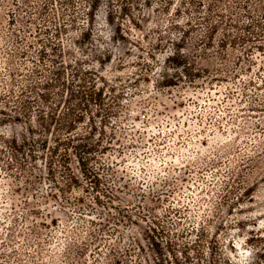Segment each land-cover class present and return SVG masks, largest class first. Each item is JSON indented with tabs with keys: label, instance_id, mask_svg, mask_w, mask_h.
I'll return each instance as SVG.
<instances>
[{
	"label": "rangeland",
	"instance_id": "374dc122",
	"mask_svg": "<svg viewBox=\"0 0 264 264\" xmlns=\"http://www.w3.org/2000/svg\"><path fill=\"white\" fill-rule=\"evenodd\" d=\"M181 2L175 1L170 15L155 3L143 18L117 14L110 22L112 10L103 0L91 43L78 49L73 42L80 32L69 29L64 35L66 48L109 83L100 86L117 102V118L105 129L107 149L95 165L98 179L87 180L72 156L80 185L67 194L73 205L50 197L54 190L48 184L20 187L8 175L19 172V165L5 170V158L0 264H156L149 233L166 255L165 264H210L208 256L197 262L195 247L187 249L198 236L217 241L234 264H264V57L255 53L253 62L195 85L185 77L163 86L167 78H177L164 61L183 45L184 32L192 39L206 35L205 22L195 21L208 15L207 1L200 13L191 9L193 22L200 23L194 33L187 25L192 17L178 15V9L188 8ZM51 6L49 0H0V80L8 53L33 51L17 38L38 47L39 38L49 37L46 25L51 32L59 25L49 15ZM78 7L81 14L82 2ZM78 18L77 28L83 23ZM185 46L186 55L199 51ZM244 51L230 49L232 63L246 56ZM20 62L16 66L22 68ZM195 62L208 67L204 59ZM97 125L103 127L99 120ZM24 130L0 122V142L21 138Z\"/></svg>",
	"mask_w": 264,
	"mask_h": 264
},
{
	"label": "trees",
	"instance_id": "16d2710c",
	"mask_svg": "<svg viewBox=\"0 0 264 264\" xmlns=\"http://www.w3.org/2000/svg\"><path fill=\"white\" fill-rule=\"evenodd\" d=\"M49 1L52 5L48 11L49 15L54 16L55 21H61L59 25H55L54 32L46 25L44 31L49 37L45 40L39 38L38 47L35 43L17 38V43H27L28 48L33 51L18 49L8 53L4 60L7 67L4 68L2 81L0 80V122L4 125L21 124L25 130L21 138H4L0 142V167L5 168L2 163L6 158L8 164L5 170L19 165V172L8 175L20 187L28 184H48L51 190H54L50 197L57 202L63 198L67 204L73 205L67 194L80 185L71 169L72 156L77 160L79 170L87 180L98 179L99 172L95 165L107 149L103 146L105 129L114 125L113 119L117 118V102L109 101L105 88L100 86V82L105 86L109 83L99 76L96 70L89 68L90 63L78 58L75 51L66 48L63 43L64 35L68 36L70 33L69 29L80 32L73 42L78 49H83L91 43L95 20L103 0ZM107 1L112 10L109 13L112 22L117 14L122 19L132 20L135 16L143 18L145 9H153L155 3L164 13L170 15L176 0ZM206 1L208 15L195 21L205 22L201 25L206 29V35L202 39H192L190 32H184L183 45H178L174 55L164 61L167 67L177 72V78H167L163 82L165 87H173L177 85L176 80L182 81L185 77L189 83L195 85L197 80L205 79L212 73L231 71L241 66L243 61L253 62L255 53L264 57V0ZM80 2L84 8L81 14L78 12ZM181 4H186L188 8L184 11L178 9V15L183 18L184 14L187 18L192 17L187 25L194 33L200 23L193 22L195 14L191 9L194 13H200L205 8V0H182ZM79 15L83 23L77 28ZM37 28V34H43V29ZM219 34L221 36L217 42V53H213L211 50L215 49ZM186 43H191L195 48L199 46V51L193 52L191 56L186 55ZM248 45L250 47L246 49ZM230 49H245L244 52L248 51L249 54L238 57V60L232 63ZM198 58L204 59L208 67L197 66L195 60ZM17 59H22V68L16 66ZM218 59L222 63L220 66L217 65ZM98 120L103 127H98ZM113 139L114 136L109 138L108 142L111 143ZM97 199V205H102L101 200ZM27 204L25 201V205ZM152 221L156 223L155 220ZM154 233L158 232L154 230ZM148 237L158 257L156 264H165L162 260L166 255L156 236L149 233ZM197 240L199 241L187 247H195L192 250L197 253V262L207 260L208 256L210 264H220L222 261L234 264L229 258H224L226 254L223 253V248L218 247L213 238L211 241H205L198 236ZM116 262L120 263L117 260Z\"/></svg>",
	"mask_w": 264,
	"mask_h": 264
}]
</instances>
